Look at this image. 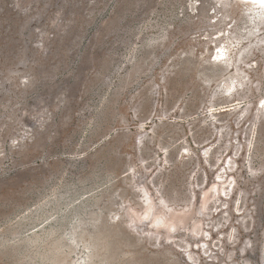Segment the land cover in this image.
<instances>
[{
	"label": "rangeland",
	"instance_id": "obj_1",
	"mask_svg": "<svg viewBox=\"0 0 264 264\" xmlns=\"http://www.w3.org/2000/svg\"><path fill=\"white\" fill-rule=\"evenodd\" d=\"M261 100L257 3L0 0V264H264Z\"/></svg>",
	"mask_w": 264,
	"mask_h": 264
},
{
	"label": "bare ground",
	"instance_id": "obj_2",
	"mask_svg": "<svg viewBox=\"0 0 264 264\" xmlns=\"http://www.w3.org/2000/svg\"><path fill=\"white\" fill-rule=\"evenodd\" d=\"M239 1L249 2V3H257L264 10V3H262L261 0H239ZM217 49H218V51L213 53V56L215 55V57H216L215 63H223V61H227L228 58H227L226 46L225 45H219V46H217ZM230 71H234V68L231 69ZM233 88H234V84L230 83L228 85L227 89L225 90L226 91V95H230L232 90H233ZM260 102H262V100ZM237 106H238L237 103H232L231 105L227 106L224 110L233 111V110H235L237 108ZM215 182H218V181L215 180ZM225 182H228V179ZM214 189H215L214 187L211 188L212 191ZM146 204H148V205H146ZM144 206H145V214L147 213V215H143V214L142 215L145 216V217H148L150 215V214H148V211H149V209H148L149 201L148 200H145V202L143 203V207ZM150 222H151V225L154 226V227H164L165 226V220L162 217H159V216H158V218L153 217ZM169 228L171 229V227H169Z\"/></svg>",
	"mask_w": 264,
	"mask_h": 264
},
{
	"label": "snow or ice",
	"instance_id": "obj_3",
	"mask_svg": "<svg viewBox=\"0 0 264 264\" xmlns=\"http://www.w3.org/2000/svg\"><path fill=\"white\" fill-rule=\"evenodd\" d=\"M262 3H264V0H261ZM262 104H264V102H262Z\"/></svg>",
	"mask_w": 264,
	"mask_h": 264
},
{
	"label": "water",
	"instance_id": "obj_4",
	"mask_svg": "<svg viewBox=\"0 0 264 264\" xmlns=\"http://www.w3.org/2000/svg\"><path fill=\"white\" fill-rule=\"evenodd\" d=\"M216 59V57H214V59H213V61ZM226 108V107H225ZM225 108H223V109H225ZM223 111H225V110H223Z\"/></svg>",
	"mask_w": 264,
	"mask_h": 264
}]
</instances>
